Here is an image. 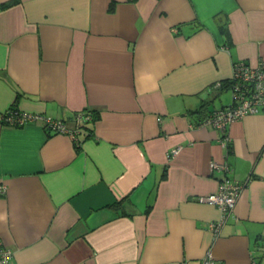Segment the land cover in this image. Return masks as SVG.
Wrapping results in <instances>:
<instances>
[{"label":"crops","instance_id":"0c3cea01","mask_svg":"<svg viewBox=\"0 0 264 264\" xmlns=\"http://www.w3.org/2000/svg\"><path fill=\"white\" fill-rule=\"evenodd\" d=\"M10 1L0 116L72 134L0 122L9 264H264V106L205 123L232 106L234 66L264 62V0ZM228 186L231 209L201 201Z\"/></svg>","mask_w":264,"mask_h":264},{"label":"built area","instance_id":"2783aa9c","mask_svg":"<svg viewBox=\"0 0 264 264\" xmlns=\"http://www.w3.org/2000/svg\"><path fill=\"white\" fill-rule=\"evenodd\" d=\"M232 84L229 86L233 91V104L230 108L214 113L206 119L205 123L217 130H224L229 123L242 119L245 115L257 114L259 109L264 106V62H259L255 67L245 62L237 63L234 66L232 75ZM78 123H82L80 117L76 118ZM0 122L10 127H22L28 123H41L50 132L70 133L67 126L61 122L50 121L44 116L24 115L16 109H9L0 116ZM177 151V150H175ZM227 195H215L209 198H202L203 203L217 204L221 209H231L235 203V190L227 187ZM0 264H9L11 252L0 251ZM4 261V263H3ZM203 264H213L211 259L207 258Z\"/></svg>","mask_w":264,"mask_h":264},{"label":"trees","instance_id":"16d2710c","mask_svg":"<svg viewBox=\"0 0 264 264\" xmlns=\"http://www.w3.org/2000/svg\"><path fill=\"white\" fill-rule=\"evenodd\" d=\"M16 2L14 1H10V3H5L3 5H0V9H5V8H10L11 6L15 5ZM223 85H221L222 87H225L226 89L232 84V79L231 81H226L225 83H222ZM204 107L201 106L200 109H198L195 113H200L202 114L201 110ZM11 109H14L13 107ZM226 109V108H225ZM223 109V110H225ZM80 117L83 121L82 123H78L76 121V118ZM207 117V116H205ZM98 119V113L96 111H88L87 113H82L80 114H76L75 118H73V121L75 122V126L77 127V129H74V132L77 134V132L84 134V136H86V138H89L90 132L92 131V125L96 123V121ZM201 122V121H200ZM199 122V123H200ZM198 123V122H197ZM196 123V124H197ZM49 131V130H48ZM50 132V131H49ZM49 134H57L56 132H50ZM77 145V144H76ZM127 201V198L120 200L119 202H117V204H115L114 206H111L112 209H117V208H122V205Z\"/></svg>","mask_w":264,"mask_h":264},{"label":"rangeland","instance_id":"374dc122","mask_svg":"<svg viewBox=\"0 0 264 264\" xmlns=\"http://www.w3.org/2000/svg\"><path fill=\"white\" fill-rule=\"evenodd\" d=\"M229 97H230L229 93L222 95V99H224V100H226L227 98L229 99Z\"/></svg>","mask_w":264,"mask_h":264}]
</instances>
